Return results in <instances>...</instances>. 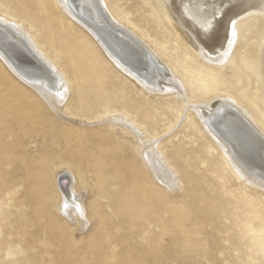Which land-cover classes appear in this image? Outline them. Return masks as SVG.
I'll return each mask as SVG.
<instances>
[{"label":"rangeland","instance_id":"374dc122","mask_svg":"<svg viewBox=\"0 0 264 264\" xmlns=\"http://www.w3.org/2000/svg\"><path fill=\"white\" fill-rule=\"evenodd\" d=\"M105 1L116 18L131 22L149 40L152 50L164 57L194 93L234 95L252 109L264 130V78L260 57L264 39L262 14L251 13L238 21L236 40L225 65H212L174 39L160 21L151 0ZM32 7L36 8L35 0H0V12L31 23L33 33L39 35L33 17L50 14L56 17L59 9L54 0H50L46 11H34ZM26 8L33 12H25ZM64 36L65 33L58 34L57 42ZM73 36L82 37L72 31L66 35ZM73 43L72 50L62 56H58L48 42L44 41L43 45L62 66L66 59L64 55L67 57L70 52L90 54L91 61L83 73L88 80L94 78L86 75L91 69L88 66L93 59L97 61L96 72L101 78L105 77V89L99 98L96 97L97 107L91 103L94 108L87 112L88 118L98 120L106 108L130 115L154 139L158 138V149L177 170L182 188L169 194L154 186L146 173L136 166L138 151L120 133L97 123L85 125L84 129L72 128L49 112L39 108L27 110L28 106L33 107L30 102L33 98L20 95L21 100L14 103L21 104H18L19 110H27L30 118L21 122L23 128L19 135L12 127L10 135L18 136L19 140L13 143L9 138V144L13 146L4 157L7 185L15 182L17 186L12 187H20L16 193L20 203L13 206L9 194L2 201L6 213L4 229L16 230L21 226L23 233L27 230L23 235L25 239L30 241L33 237V243L29 245L33 246L31 249L23 239L16 235L8 237L6 233L0 243L10 247L4 253L0 252V264H17L23 254L25 257L35 255L38 259L35 264H48L44 260H51L53 263L50 264H99V258L105 257L102 246L108 232L117 238L116 258H112L115 264H264V189L253 187L236 176L216 143L181 114V105L156 101L146 95L130 79L121 77L102 50L94 49V44L87 39ZM225 66H232L240 80L234 81L232 75L225 74L222 69ZM67 73L74 75L72 70ZM11 77L13 75L0 62V89L15 95L17 90L12 87ZM75 92L72 89L74 98ZM85 97L91 99L92 95L85 94ZM73 110L72 113L79 115L77 109ZM28 124L33 127L35 137L26 133L24 125ZM103 128L104 132H101ZM78 131H83L84 136ZM76 136L78 138H74ZM62 162L72 167L87 187L95 185L110 196L100 200L104 206L100 205L99 212L96 207L93 209L95 200H89L91 223L81 233L74 232L72 226L55 216L56 192L52 177ZM12 170H16L13 179ZM142 215L148 220L143 226L136 225Z\"/></svg>","mask_w":264,"mask_h":264},{"label":"bare ground","instance_id":"6f19581e","mask_svg":"<svg viewBox=\"0 0 264 264\" xmlns=\"http://www.w3.org/2000/svg\"><path fill=\"white\" fill-rule=\"evenodd\" d=\"M20 1L22 2V0ZM49 2L50 0H35L36 8H32L34 11H46ZM54 2L59 9L56 17L53 14L33 17L39 35L33 33L31 23L0 12V62L13 75L11 84L17 90V94L13 95L11 92V95L6 94V90L0 89V241L7 233L8 237L12 238L13 235H16L17 238L23 239L28 243V246L33 243V237H28L30 241L24 238L23 235L27 230L23 233L21 226L16 230L6 231L4 229L6 213L2 202L7 199V194H9L13 199V206L17 207L20 203L16 196L20 187H12L17 186L15 182L13 185H7L9 179L5 175L8 172L4 169V157L13 146L11 143L9 144V138L13 143L19 140L18 136L10 135L12 127L19 135L23 128L21 122L30 118V113L27 110L37 111L39 108L47 114H53V118L58 116L70 127L77 129H84L85 125L95 123L105 125L110 131L123 135L125 141L138 151V165L136 166L146 173L145 175L149 177L154 186L165 189L169 194L182 188L177 170L158 149V138L154 139L130 115L106 108L98 120L88 118L87 112L94 108H91V103H95L96 106L98 104L96 97L99 98L98 95L102 94L100 92L105 89V77L101 78L96 72L95 63L97 61L93 59L91 66H88L91 68V72L89 70L86 75L94 76L88 80V77L83 76V73L85 74L84 68L91 61L90 54L82 53L81 55L80 52H70L67 57L64 55L63 58L66 59L62 60L64 64L62 66L49 54L43 45L44 41L53 46L54 50L58 52V56L72 50L71 48L75 45L73 41L87 39L88 42L93 43V48L102 50L120 72L121 77L130 79L146 95L156 101L164 100L175 106L181 105V114L193 121L206 132L209 139L216 143L224 155L227 165L236 176L253 187L264 189V130L256 121L249 106L239 102L230 93H194L174 72L173 67L167 64L164 57L152 50L149 40L143 37L131 22L116 18L105 0H54ZM151 2L160 21L174 39L194 55L206 59L212 65H225L236 40L238 21L251 13L262 14L264 17V0H151ZM33 10L26 8L25 12L30 13ZM233 20H235V34H233ZM70 31L72 34L79 35L80 33L84 39L82 37L78 39L76 36L66 37ZM61 32L65 33L64 39L57 42L56 37ZM260 57L264 78V39L260 45ZM222 69L225 74L232 75L234 81L240 80L232 66H225ZM69 70L73 71V76L67 73ZM72 89L76 90L75 98ZM85 94L92 95V98L85 97ZM20 95L21 97H32L33 100L30 102L33 107L30 105L26 111H20L19 103H14V101L17 102ZM16 97L18 98L16 99ZM73 109H77L79 115L72 113ZM24 127L27 129L26 133L29 137H35L31 124L24 125ZM104 128L101 132H104ZM109 130L107 131L110 132ZM82 132H79L80 136H84ZM110 134L112 135V132ZM16 170L11 171V179L15 178ZM146 177L145 179H147ZM79 178L72 167L63 162L58 166V169L54 170L52 177L56 192L55 216L72 226L76 233L85 231L91 223L89 200H95L93 209L96 207L99 212L101 211L100 200L110 197L101 192L100 188L96 189L95 185L87 187L88 184L81 182ZM83 180L85 181V179ZM98 183L100 184L101 181L99 180ZM17 213L20 215L18 210ZM143 215L141 221L136 225L145 224L148 220ZM148 215L150 216V214ZM104 240L105 244L102 247L105 259L99 258L98 263L115 264L112 258L115 256L117 238L108 232L105 234ZM9 247L0 243V252L4 253ZM48 250L49 248L47 252ZM23 256L18 258L17 264L37 263L38 259L35 258V255L24 256V258ZM50 261L44 260L43 262L53 263Z\"/></svg>","mask_w":264,"mask_h":264},{"label":"snow or ice","instance_id":"6c2138e0","mask_svg":"<svg viewBox=\"0 0 264 264\" xmlns=\"http://www.w3.org/2000/svg\"><path fill=\"white\" fill-rule=\"evenodd\" d=\"M232 26H233V34H235V20L232 21ZM209 27H211V24H209Z\"/></svg>","mask_w":264,"mask_h":264}]
</instances>
